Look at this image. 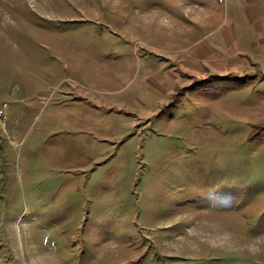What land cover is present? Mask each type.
<instances>
[{"label":"rangeland","instance_id":"obj_1","mask_svg":"<svg viewBox=\"0 0 264 264\" xmlns=\"http://www.w3.org/2000/svg\"><path fill=\"white\" fill-rule=\"evenodd\" d=\"M251 1L0 0V264H264Z\"/></svg>","mask_w":264,"mask_h":264},{"label":"crops","instance_id":"obj_2","mask_svg":"<svg viewBox=\"0 0 264 264\" xmlns=\"http://www.w3.org/2000/svg\"><path fill=\"white\" fill-rule=\"evenodd\" d=\"M248 6H249L248 12L250 13L249 18H251V21L254 25L253 29H255L256 33L259 34L260 37H262L261 35L264 34L263 32L264 23L261 22V20L264 19V12H261L260 9L261 8L264 9V0L259 1V2H254V3L253 1H251L250 4H248ZM192 15H193V18L200 23V25L204 27L206 26V23L202 19V16L200 13L199 14L192 13ZM207 22L209 24L211 23L210 20H208ZM213 32L214 30L211 32H208L206 35H210ZM220 32H221V37H222L220 41L213 40L214 44H211L210 46L209 44L201 40L202 43L204 42L206 44H203L198 49H196V51H199L198 53L195 52L189 55V58H191L190 60H192V58L194 57V58H198L201 61L203 68H204V71L202 72L203 75H207L209 72L213 73V71H216V72L221 71V73H227V71H231L235 69L238 70V68H240L242 64H246L245 60L240 59V57H238V54H240L238 47H237L238 50L233 52V54H231L232 55L231 57H229V55H226L225 50L222 49V47L224 46L223 45L224 42L228 44V47L232 46L231 43L235 44V41L237 40V37H238L236 24L234 25L230 24L229 27H226L222 23ZM213 35L215 34H211L209 37L211 38L213 37ZM230 37H233V40ZM262 41L264 43L263 39ZM218 44H222V47L217 46ZM187 57L188 56H186V58Z\"/></svg>","mask_w":264,"mask_h":264},{"label":"built area","instance_id":"obj_3","mask_svg":"<svg viewBox=\"0 0 264 264\" xmlns=\"http://www.w3.org/2000/svg\"><path fill=\"white\" fill-rule=\"evenodd\" d=\"M8 108H9V104L7 102L3 101L0 103V128L3 123L7 122L6 113Z\"/></svg>","mask_w":264,"mask_h":264},{"label":"trees","instance_id":"obj_4","mask_svg":"<svg viewBox=\"0 0 264 264\" xmlns=\"http://www.w3.org/2000/svg\"><path fill=\"white\" fill-rule=\"evenodd\" d=\"M209 73H212V72H209ZM218 74V73H217ZM222 76H223V74H222ZM219 77H221V75L219 74ZM197 84H199V83H197ZM196 84L194 83V85L193 86H195ZM185 89H187V88H185ZM183 96V94H181V93H179V92H176L175 94H173V99H175L176 101V103L179 101V100H181V97ZM253 138H254V136H253ZM252 137H251V139L250 140H252L253 139ZM216 181V180H215ZM206 186H208L209 184L207 183V184H205ZM211 188V187H210ZM222 198L221 199H223V198H226V199H228V200H230L229 199V197H228V195H226V196H221Z\"/></svg>","mask_w":264,"mask_h":264},{"label":"bare ground","instance_id":"obj_5","mask_svg":"<svg viewBox=\"0 0 264 264\" xmlns=\"http://www.w3.org/2000/svg\"><path fill=\"white\" fill-rule=\"evenodd\" d=\"M209 236H210V235H209ZM206 238H207V237H206ZM215 240H216V239H215ZM215 240H214V241H215ZM216 241H217V240H216ZM256 246H257V245H256ZM258 247H259V246H258ZM253 248H254V247H253Z\"/></svg>","mask_w":264,"mask_h":264}]
</instances>
